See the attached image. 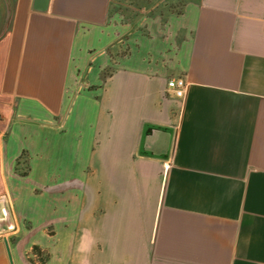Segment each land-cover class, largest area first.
<instances>
[{
	"label": "crops",
	"instance_id": "0c3cea01",
	"mask_svg": "<svg viewBox=\"0 0 264 264\" xmlns=\"http://www.w3.org/2000/svg\"><path fill=\"white\" fill-rule=\"evenodd\" d=\"M33 1L0 0V264H264V0Z\"/></svg>",
	"mask_w": 264,
	"mask_h": 264
},
{
	"label": "water",
	"instance_id": "95a60500",
	"mask_svg": "<svg viewBox=\"0 0 264 264\" xmlns=\"http://www.w3.org/2000/svg\"><path fill=\"white\" fill-rule=\"evenodd\" d=\"M8 10L7 21H5V26L7 22L10 20L11 15V0H5ZM49 4V0H34L32 3V8L38 11H44L47 9ZM6 28V27H4ZM15 227L13 217L10 211V204L6 198V196L2 193L0 194V233H6Z\"/></svg>",
	"mask_w": 264,
	"mask_h": 264
},
{
	"label": "trees",
	"instance_id": "16d2710c",
	"mask_svg": "<svg viewBox=\"0 0 264 264\" xmlns=\"http://www.w3.org/2000/svg\"><path fill=\"white\" fill-rule=\"evenodd\" d=\"M103 75V74H102ZM15 172L20 175H27V172L29 171L28 165H27V155L26 151L23 150L19 157L16 160V166H15ZM32 250L37 253V256L42 264H45V262L48 259L47 254L43 255L39 249L36 246H33Z\"/></svg>",
	"mask_w": 264,
	"mask_h": 264
},
{
	"label": "built area",
	"instance_id": "2783aa9c",
	"mask_svg": "<svg viewBox=\"0 0 264 264\" xmlns=\"http://www.w3.org/2000/svg\"><path fill=\"white\" fill-rule=\"evenodd\" d=\"M185 79L182 77H173L166 83L167 90L172 91L176 97H182L185 92L186 83Z\"/></svg>",
	"mask_w": 264,
	"mask_h": 264
},
{
	"label": "rangeland",
	"instance_id": "374dc122",
	"mask_svg": "<svg viewBox=\"0 0 264 264\" xmlns=\"http://www.w3.org/2000/svg\"><path fill=\"white\" fill-rule=\"evenodd\" d=\"M165 1H168V2H171L172 1L173 2V0H164V2ZM174 4H173V7H172V10H174V7L176 8L178 5H180L178 2H176ZM117 54H119L120 56H123L124 55V51H123V49L121 47H118ZM109 72H110L109 69L106 67L104 69L103 73H100L101 74V77H103V75L108 74ZM51 150L53 151V148Z\"/></svg>",
	"mask_w": 264,
	"mask_h": 264
}]
</instances>
